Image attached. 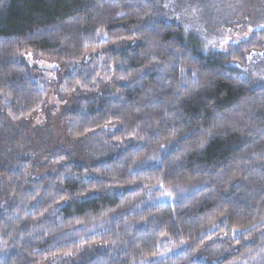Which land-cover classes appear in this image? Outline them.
<instances>
[{"label":"clouds","instance_id":"obj_1","mask_svg":"<svg viewBox=\"0 0 264 264\" xmlns=\"http://www.w3.org/2000/svg\"><path fill=\"white\" fill-rule=\"evenodd\" d=\"M0 264H264V0H0Z\"/></svg>","mask_w":264,"mask_h":264}]
</instances>
